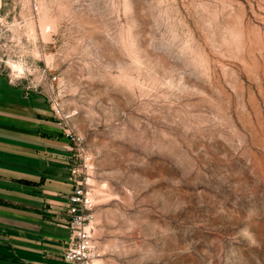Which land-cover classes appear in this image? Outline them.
<instances>
[{
	"label": "rangeland",
	"instance_id": "obj_1",
	"mask_svg": "<svg viewBox=\"0 0 264 264\" xmlns=\"http://www.w3.org/2000/svg\"><path fill=\"white\" fill-rule=\"evenodd\" d=\"M0 71L84 137L97 264H264V0H0Z\"/></svg>",
	"mask_w": 264,
	"mask_h": 264
},
{
	"label": "crops",
	"instance_id": "obj_2",
	"mask_svg": "<svg viewBox=\"0 0 264 264\" xmlns=\"http://www.w3.org/2000/svg\"><path fill=\"white\" fill-rule=\"evenodd\" d=\"M69 127L45 92L0 71V264H69Z\"/></svg>",
	"mask_w": 264,
	"mask_h": 264
},
{
	"label": "built area",
	"instance_id": "obj_3",
	"mask_svg": "<svg viewBox=\"0 0 264 264\" xmlns=\"http://www.w3.org/2000/svg\"><path fill=\"white\" fill-rule=\"evenodd\" d=\"M57 77L50 78L49 85L53 87ZM50 102L55 114L62 116L59 102L55 97H50ZM67 136L72 143V164L69 180L73 187L68 195L66 212L68 214V227L70 228L69 245L64 251V258L69 264H97L100 251L93 238V197L89 189L93 169V157L84 146V137L75 132L72 127L67 129Z\"/></svg>",
	"mask_w": 264,
	"mask_h": 264
}]
</instances>
